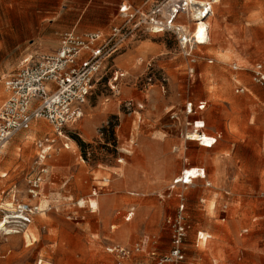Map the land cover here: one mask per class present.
<instances>
[{"label":"rangeland","instance_id":"rangeland-1","mask_svg":"<svg viewBox=\"0 0 264 264\" xmlns=\"http://www.w3.org/2000/svg\"><path fill=\"white\" fill-rule=\"evenodd\" d=\"M117 3L0 0V103L5 77L25 58L53 52L64 31L120 22ZM179 19L192 28L187 15ZM205 21L209 42L193 50L196 62L169 32L141 29L129 37L102 70L80 120L56 137L38 197L28 194L25 176L36 166L35 142L53 136L52 127L33 120L5 144L0 222L17 202L38 209L22 229L0 225V264H115L106 247L132 249L142 236L148 249L165 253L167 218L180 197L188 262L264 264V86L251 76L255 63L264 67V0H219ZM199 100L205 109L186 115L185 103ZM194 120L204 121L207 135L220 133L214 147L185 139ZM36 125L42 128L33 132ZM194 166L204 167L207 179L174 184ZM131 260L150 258L137 252Z\"/></svg>","mask_w":264,"mask_h":264},{"label":"built area","instance_id":"built-area-1","mask_svg":"<svg viewBox=\"0 0 264 264\" xmlns=\"http://www.w3.org/2000/svg\"><path fill=\"white\" fill-rule=\"evenodd\" d=\"M219 0H146L140 6L122 3L118 12L122 21L113 24L107 31L70 29L60 34L57 48L46 54L25 58L21 65L5 77L3 84L6 96L0 103V155L5 144L18 132L26 130L33 120L44 119L52 127L53 136L38 139L36 147V166L32 167L25 176L27 192L32 198L40 195L41 187L49 176L47 160L51 157L56 137L62 135L66 126L76 123L83 115V106L95 88L102 70L107 62L113 59L124 48L125 42L136 31L144 29L151 33H171L178 46L191 62L196 55L193 50L208 42V25L206 38L199 42L193 35L197 23L205 21L212 13V6ZM194 2V3H192ZM187 15L192 28L185 21H179L181 15ZM233 70L238 66L232 65ZM193 72L189 68V74ZM114 70L113 81L117 78ZM252 81L264 86V67L262 63H255L251 69ZM116 91L115 86H111ZM238 87L235 92H242ZM130 104V101H128ZM205 102L194 104L188 101L184 105L185 114L202 110ZM190 124L192 131L198 134L195 141L199 145L210 148L211 142L203 143V123L197 120ZM190 133V132H189ZM185 139L189 140L188 134ZM56 135V136H55ZM65 146V145H64ZM194 175L183 170L181 175L174 179V184L187 186L190 179L204 178L203 168H194ZM36 205L17 202L16 207L8 218L17 228L22 229L31 222L32 215L37 211ZM185 204L180 197L178 207L172 216L167 218L170 229L169 249L158 254L148 249L147 239L140 240L136 247L130 249L123 245H110L106 251L115 256V264H135L132 256L137 253H146L150 260L139 264H197L188 262L185 253V240L188 225L185 220ZM131 212L125 219L129 220ZM1 221L0 223H2ZM199 240L202 236L198 237ZM205 239V238H203Z\"/></svg>","mask_w":264,"mask_h":264},{"label":"bare ground","instance_id":"bare-ground-1","mask_svg":"<svg viewBox=\"0 0 264 264\" xmlns=\"http://www.w3.org/2000/svg\"><path fill=\"white\" fill-rule=\"evenodd\" d=\"M192 3H194V2H192ZM206 23H207L206 21L198 22L197 23V27H195L194 30H193V35H195L196 39L199 40V42L203 41V39L206 38V31H205L206 30L205 27L207 25ZM41 128H42L41 125H36V126L33 127V132L34 131H40ZM33 132H31L30 134L28 133L29 134V135H27L28 139H32L34 137L33 136L34 135ZM197 137H198V134L196 132H194V131H191L188 134V138L191 141H195L197 139ZM211 140H212V136H209V135L203 133V140H202L203 143H209V142H211ZM185 170H186V173H188L189 175H194V173H195L194 169H185ZM189 181H191V179ZM84 202L85 201H82V200L80 201L81 204L84 203ZM9 217L10 216L5 215V219L3 220L2 223H0V225H4V223L10 222L9 219H8Z\"/></svg>","mask_w":264,"mask_h":264},{"label":"crops","instance_id":"crops-1","mask_svg":"<svg viewBox=\"0 0 264 264\" xmlns=\"http://www.w3.org/2000/svg\"><path fill=\"white\" fill-rule=\"evenodd\" d=\"M114 2L115 1H118V3H117V6H116V13H115V15L116 16H119L120 17V20L122 21V18H121V15H120V13L118 12V9H119V6L122 4V3H130V4H132V5H134V6H140V5H142L143 3H145V1L146 0H139V1H137V0H113ZM195 1H199V0H195ZM215 4V3H214ZM214 6V5H213ZM213 6H212V11H213ZM210 15V14H209ZM115 16V17H116ZM120 21V22H121ZM120 22H118V23H120ZM117 22L116 23H112V24H110L109 25V27L107 28V29H99V30H103V31H107L109 28H110V26L111 25H113V24H118ZM75 30V29H74ZM95 30H97V29H95ZM208 42H209V40H208ZM208 42H206V43H208ZM206 43H204V44H202V45H200V46H198V47H201V46H203V45H205ZM198 47L196 48V49H198ZM195 49V50H196ZM196 59H197V57H195V61L194 62H196ZM207 60L209 61V62H212V59H210V58H207ZM189 61L191 62V60L189 59ZM189 69V68H188ZM200 101H202V102H205V106H206V101H204V100H199L198 102H200ZM198 102H196V103H194V104H197ZM205 109V107L202 109V110H204ZM202 110H198V111H202ZM198 122H200V123H203V127H202V129L204 128V121H199V120H197ZM202 132H203V130H202ZM19 133V132H18ZM204 133V132H203ZM212 137H215L216 138V142H215V144H213L210 148H212V147H214L215 145H216V143H217V141H218V139L220 138V133H216L215 135H212ZM199 145V144H198ZM199 146H201V145H199ZM201 147H203V146H201ZM203 148H205V147H203ZM198 164H200V163H197V165ZM203 168L204 169V174H205V177L204 178H196V179H201V180H204V179H207V174H208V172L206 173V170H205V168L204 167H202V166H194V167H190V168H186V169H194V168ZM3 174V176H5L6 175V173L4 172V173H2ZM194 179V178H193ZM193 179H191V182H192V180ZM96 193H94L93 192V194L92 195H95ZM94 207V206H93ZM129 212H131L130 210H128L125 214L127 215ZM132 214H133V212H131V216H132ZM126 217V216H125ZM127 221V220H126ZM147 239V243H149L150 241H149V238L147 237V236H142L141 237V240L142 239Z\"/></svg>","mask_w":264,"mask_h":264},{"label":"trees","instance_id":"trees-1","mask_svg":"<svg viewBox=\"0 0 264 264\" xmlns=\"http://www.w3.org/2000/svg\"><path fill=\"white\" fill-rule=\"evenodd\" d=\"M77 142L79 145H81V146L83 145V143L81 141H79L78 139H77Z\"/></svg>","mask_w":264,"mask_h":264}]
</instances>
